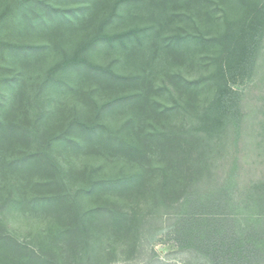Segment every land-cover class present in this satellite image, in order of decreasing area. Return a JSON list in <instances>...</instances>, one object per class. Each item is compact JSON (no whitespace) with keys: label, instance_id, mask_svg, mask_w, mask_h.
<instances>
[{"label":"trees","instance_id":"16d2710c","mask_svg":"<svg viewBox=\"0 0 264 264\" xmlns=\"http://www.w3.org/2000/svg\"><path fill=\"white\" fill-rule=\"evenodd\" d=\"M242 71L238 91L231 85ZM47 86L52 111L42 102ZM112 107H127L128 118L107 120ZM58 146L125 161L111 174L101 165L74 172L55 160ZM0 183L5 195L18 191L54 213L50 253L19 242L0 220L3 264H57L59 239L65 264L129 259L178 206L216 192L261 209L239 230L247 229L243 251L230 226L211 228L237 219L233 209L189 210L180 240L210 260L264 264L255 251L264 241V0H0ZM100 192L128 208L93 198ZM82 197L96 204L84 207Z\"/></svg>","mask_w":264,"mask_h":264},{"label":"rangeland","instance_id":"374dc122","mask_svg":"<svg viewBox=\"0 0 264 264\" xmlns=\"http://www.w3.org/2000/svg\"><path fill=\"white\" fill-rule=\"evenodd\" d=\"M133 11H135L133 9ZM145 12H142L144 14ZM153 40H149V42H152ZM34 40L27 38L25 40V44L28 46L30 44H33ZM28 61L35 60V57L33 56V50L28 51ZM157 58V63L159 60L163 59V54H159ZM52 57L43 60L44 65H48V62H51ZM131 61L133 62V58H131ZM160 62V61H159ZM124 64H127V60H124V63L122 65H118L120 67V71H123L126 69V66L122 68ZM167 65H161L158 67L160 70L165 68ZM131 67V66H128ZM30 68L29 65H27V69L25 71L27 72ZM31 70V69H30ZM29 70V71H30ZM68 80V79H66ZM70 85L72 87H77L78 80H71L70 79ZM247 83V73L245 71L240 72L237 75V78L235 82L231 85L233 89H236L238 91H242ZM55 92L54 88L52 86L45 87L43 93H42V102L43 106H47L52 111V98H55V95L53 93ZM71 93H67L65 95H69ZM63 95V96H65ZM71 97V96H70ZM64 101L63 97H60V102ZM113 108V107H112ZM120 118L121 120H125L128 118L127 115V107L117 110V108H113L112 112L109 111V115L106 117L107 120L118 122L117 119ZM49 120H45L44 123L49 122ZM117 123V124H118ZM103 154V153H102ZM55 160L58 162L59 166L62 168H65L67 170H74L79 169L80 167H90V166H98L101 165L102 170L100 171L101 175L104 174H111L110 172L117 168L120 169L121 166L120 163L124 162V159H119L118 156L113 157H104L103 155L100 158L94 157L92 154H89L85 152V149H82V151L74 150L72 147H65V146H58L57 151L55 152ZM142 159V158H141ZM140 159V160H141ZM105 162H104V161ZM140 160L138 162H140ZM137 162V163H138ZM137 163L134 168H137ZM146 167V166H145ZM236 171L231 170L229 174L225 177V182L227 181V186L234 185V178L236 177ZM13 177V174L9 176L11 179ZM22 180L24 185L28 184L27 179L18 178V180ZM229 183H232V185H229ZM2 186V184L0 183ZM27 186V185H26ZM25 186V187H26ZM25 192V188L23 190ZM216 197H213L209 202H203L202 205L200 204H184L183 206H178L177 209L181 211L179 215L174 218H165L162 223V226L160 228H157V230L147 239V242L144 243L142 250L136 253L133 257L127 259L124 258L123 254L119 255L115 261H110L108 264H241L238 261H234L230 259L227 255L222 259L218 261L210 260L207 258L206 254L200 250L197 247L190 248V244H188V241H181L180 240V234L177 233V230L182 227V224L180 225V218L184 214L186 215L189 210L195 211V215H199L198 213L204 211L208 212H219L221 210L223 215H228V211L230 210H236L239 211L236 216L237 219H233L230 221V219L227 220V222H221L222 227L220 225H216L217 222L211 223V228H223L224 224V231H228V226L232 228L233 236L230 235V242L235 241L236 239L240 241L239 249L240 251H243L242 249V238L245 237L246 230L239 231L241 228H246V221H249L248 214L250 210L254 212V214L257 212L259 213L261 209L258 208V204H253L252 206H249V204L243 203V204H235L234 202H227L229 201V196L224 195L220 192H216L214 194ZM3 198L0 201V220L3 222V228L10 233L15 239H17L19 242H22L25 245L28 246H36L37 249H40L42 245L45 247L43 248L44 252L49 251V247L52 248V233L50 232V229L52 228V220L54 217V213L52 212V208L47 206L46 203H37L36 201L32 200L30 196H27L26 198L24 195H20L18 191L10 192V195H5L4 190L0 192V198ZM101 197L104 200H106L107 204H115V201H118L119 204L123 206L124 209L128 208L127 204H124V200L126 198L119 197L117 200L116 195L114 192H100V195H95L93 198ZM226 197V199H225ZM106 198V199H105ZM7 201H6V200ZM21 199V200H20ZM91 199H88L87 197H82L81 203L84 207L90 205L96 204L95 202H91ZM6 201V202H5ZM200 203V202H199ZM45 204V205H44ZM216 204H220V208L215 207ZM178 214V213H177ZM207 217L208 215H204ZM218 216V215H217ZM201 216V218H205ZM209 217V216H208ZM228 218V217H226ZM254 221H256V217H252ZM198 220H192L189 223L191 224L192 228L196 231V224ZM262 222H260L261 225ZM161 225V224H160ZM185 228H189L188 224H184ZM264 226V223H263ZM181 231V230H180ZM229 233V231H228ZM263 234L261 229L259 234H256L258 237ZM224 235V233H223ZM43 239H45L43 241ZM59 245H58V257H57V264H65L64 260L68 255H70L69 251L66 249L67 245L63 241V239H59ZM188 244V245H187ZM183 245V246H180ZM187 245V246H186ZM227 245L224 244V248H226ZM256 256H259L260 254H264V241L263 243H258L256 248ZM6 254V250L4 251ZM52 254V251H51ZM54 258L56 254L53 255ZM124 258V259H122ZM258 260L260 261L259 257ZM19 263V262H18ZM0 264H3L2 261H0Z\"/></svg>","mask_w":264,"mask_h":264}]
</instances>
